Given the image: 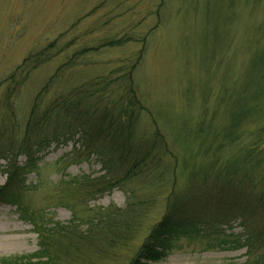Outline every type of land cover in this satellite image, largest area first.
Masks as SVG:
<instances>
[{
  "label": "rangeland",
  "instance_id": "374dc122",
  "mask_svg": "<svg viewBox=\"0 0 264 264\" xmlns=\"http://www.w3.org/2000/svg\"><path fill=\"white\" fill-rule=\"evenodd\" d=\"M54 41L59 45L51 56L57 54L56 57L49 56V62L31 69L24 78L7 80L26 57ZM109 41L118 44L99 48ZM65 45L64 53L59 54V47ZM89 48H94L88 53L91 62L78 69L83 75H67L59 86L66 89L96 76L116 78L135 64L134 88L148 110L140 118L141 135L152 140L162 138L169 155L162 158L161 165L169 167L170 173L175 166L181 172L183 164H202L195 159L198 144L192 136L198 126L223 125L230 121V113L237 111L239 101L248 105L254 93H264V79L255 72L264 69V0H0V120L9 113L5 107L10 105L5 102L11 92L9 103L16 116L12 121L21 132L35 95L48 77L66 63V55ZM260 95L258 102L262 104L264 95ZM261 123L254 120L249 127L253 130ZM249 139L239 140L222 157L236 155ZM48 152L40 165V176H27L28 188L21 201L28 213L26 220L15 207L0 205V259L38 251L33 220L36 225L48 227L54 223L65 225L72 219L71 210L62 203V181L101 175L95 158L75 155L71 144L52 147ZM176 176L183 190L184 178L180 173ZM166 177L170 176L163 178ZM5 181L6 175L0 172V186ZM165 182L155 180V175L149 173L126 186L133 189L135 199H152L155 205L141 217L137 230L125 242L102 255L95 251L86 258L87 264L129 263L147 227L164 212L170 191ZM125 189L117 187L97 196L87 207L76 208L77 215L83 217L89 210L108 207L124 209ZM28 218L34 219L29 222ZM215 223L210 217L208 224L215 228L217 236L178 235L171 240L166 259L155 264L263 261L264 240L251 255L246 248L222 249L217 246L218 239L233 234L230 239L243 240L248 231L238 222L231 228Z\"/></svg>",
  "mask_w": 264,
  "mask_h": 264
},
{
  "label": "trees",
  "instance_id": "16d2710c",
  "mask_svg": "<svg viewBox=\"0 0 264 264\" xmlns=\"http://www.w3.org/2000/svg\"><path fill=\"white\" fill-rule=\"evenodd\" d=\"M116 44L109 41L99 48ZM58 45L54 41L30 54L7 80L24 78L34 68L49 62L57 56H51V51ZM67 46L59 47L57 52L61 54ZM93 50L81 49L66 55V63L48 77L35 95L21 132L12 121L16 116L9 103L11 92L7 94L5 104L10 106L5 108L9 113L0 120V162H4L0 164V172L6 175L5 183L0 186V205L15 207L26 220L28 213L21 201L28 188L27 176H40V165L52 147L71 144L75 155L95 158L101 175L62 181L60 186L65 192L62 203L71 210L72 219L65 225L54 223L47 227L36 225L34 218H28L34 222L38 251L29 256L0 259V264H87L89 255L96 252L102 255L108 248L125 242L137 230L141 217L155 205L152 199H135L133 189L126 186L143 180L149 173L157 181H166L170 191L163 214L147 227L128 264H155L165 260L171 240L178 235L217 236L215 228L208 224L210 217L216 220V225L231 228L238 222L248 231L243 240L230 239L234 235L226 234L218 239L217 246L246 248L250 255L258 251L264 240V101L260 104L258 100L264 93H254L248 105L239 101L237 111L230 113V121L223 125L198 126L192 136L198 144L195 159H200L202 164L198 167L183 164L181 172L175 166L170 173L169 167L161 165L162 158L169 155L162 138L152 140L141 135L140 118L148 110L134 88L135 64L116 78L96 76L66 89L59 86L67 75H83L78 69L88 66L91 62L88 53ZM49 56L51 59L47 61ZM77 64L79 67L75 69ZM255 72L264 79V69ZM248 120L262 123L252 130L249 123L253 121ZM245 137L250 138L249 142L236 155L222 157V153ZM177 173L184 178L183 190L179 189ZM167 175L170 177L163 178ZM117 187L126 188L124 209H88L90 212L83 217L77 215L76 208L87 207L97 196ZM260 260L264 264V258ZM255 263L259 264V260Z\"/></svg>",
  "mask_w": 264,
  "mask_h": 264
}]
</instances>
